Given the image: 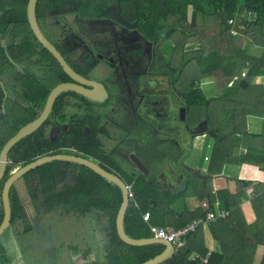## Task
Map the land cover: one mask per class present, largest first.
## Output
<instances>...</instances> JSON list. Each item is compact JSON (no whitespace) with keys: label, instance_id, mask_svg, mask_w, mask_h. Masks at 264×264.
Here are the masks:
<instances>
[{"label":"trees","instance_id":"obj_1","mask_svg":"<svg viewBox=\"0 0 264 264\" xmlns=\"http://www.w3.org/2000/svg\"><path fill=\"white\" fill-rule=\"evenodd\" d=\"M75 1L76 4L72 5L75 7L74 11L58 15L62 23L68 22V24L65 23V29L71 34L81 36L80 28L84 19H105V21L110 19L113 6L118 5L125 17L124 24L128 25V17L129 22H133L136 31L153 45L155 51L150 63L152 68L150 76L168 77V83L181 96L182 105L180 107L187 108L186 121H182V124L192 129L205 122L206 133L216 135L214 138L211 137L215 139V143L212 146L207 175L206 177H192L193 181H187L185 187L177 192L159 191L150 174L145 175L139 171L138 177H131L109 156L113 146L108 145V142L112 139L115 140L117 136L116 133H113L114 131L104 127L106 132L103 137L106 138V142H101L98 137L94 136L85 140L84 126L90 125L95 131V124L98 123V120L91 118L92 116L84 120L81 125L74 126V134L70 137H62L63 142L43 144L41 150H35L31 155L24 156L21 149L25 143L31 141L32 137L23 139L10 151L9 158L14 162L13 167L20 163L25 166L38 156L62 154L61 151L55 149L66 145L71 146L79 152L78 156L96 162L106 171L118 175L131 187L132 196H130L124 220L125 231L131 238L148 239L153 237L149 223L143 219V215L147 212H150L151 218H154L155 215L156 219H160L154 224L170 226L174 229L197 221L200 222V227L197 232L187 237L185 247L174 254L175 259L189 258L195 254L201 258L208 257L210 264L216 262L222 264L228 256L231 258L230 260L245 257L247 261L242 264H251L257 247L264 245V133H252L247 126L249 117L264 120V84H257L255 81L257 77L264 76V0ZM27 3L28 0H21L20 6L17 7L13 15L20 25L24 24V21L27 23ZM62 4L55 0L37 1L36 12L41 26H47L51 11L57 8L71 7V5L63 6ZM230 20H234V25L229 23ZM101 24L99 22L100 26ZM232 31H236L238 36H233ZM32 38L36 40L33 35ZM194 45H197V50H190V47ZM162 46H164L163 49H161ZM19 49L21 52L17 53V57L23 64L37 58L41 64L49 63L55 68L54 77H58V80L51 86H45L44 89H37V84L34 83L35 78L33 80L30 75L26 77L28 82L26 80L24 82L25 85L29 84V90L24 95L13 91L12 96L30 101L38 100L41 97L45 101L52 87L60 82L71 81L58 61L46 49L38 53L32 52L28 38L23 40ZM167 51L172 55L169 60L165 56ZM2 53L4 54V48L0 44V56ZM7 62L11 64L8 59ZM189 67H192V70ZM4 71L2 69L0 76ZM205 79H213L220 92L219 97H207L201 86ZM6 91L8 92V90ZM67 95L81 97L75 92H64L60 97ZM4 97V91L0 85V152L19 127L30 121V118L29 121L21 119L17 113L20 110L16 108V102L12 100L6 102L4 109ZM60 100L56 102L55 113L61 111ZM26 112L32 118L35 116V111L30 107ZM206 133L190 134L186 130L184 153L202 146L201 141ZM243 149L244 151L246 149V153ZM228 164L240 165L242 175L234 178L225 177L223 170ZM251 166L257 175L251 176L248 172L243 177V169ZM11 167L12 165L8 166L6 175L0 182L1 201L3 187L9 178ZM178 168L177 172L183 173L184 177L192 174L181 166ZM69 171L78 173L77 183L74 187H66L59 192L57 190L58 183ZM24 178L28 186L35 179H40L41 182L47 212L41 216L39 225L45 226L48 220L51 222L63 220L70 223L67 220L70 215L75 221L79 217L84 219L85 214L86 216L93 214L91 219L96 215L101 222L102 219H107L111 229L110 239L130 249L127 254H120L118 257L112 253L110 255L112 261L107 264H142L164 251V246L159 244L130 246L119 238L116 217L123 201L122 191L116 184L109 182L86 166L55 161L32 170ZM223 179L227 185L222 189L216 188L215 182L218 183L220 182L218 180ZM188 191L192 192L188 193ZM189 194L208 203L209 211L215 214L220 211L229 213L225 219L217 218L209 223V230L216 239V229L227 224L223 221L228 219V223H232L231 219L235 218L237 213L242 214L243 203L250 201L257 221L253 226L245 228V245L242 246V242L239 241L238 246L240 247L236 252H231L230 245L223 244L217 239L221 247L220 252L209 253L203 247V222L208 211L203 207L201 213L186 211L176 218L171 210V206L176 200ZM31 196L36 198L37 192L32 191ZM153 199L163 202L162 206L164 207L151 208L150 201ZM10 201L12 206L11 224L16 233V225L22 218L24 209L15 186L10 190ZM1 213L0 226L4 218L3 208ZM170 213L172 218L177 220H171ZM59 217H63V219H59ZM233 229L236 230L237 226L235 225ZM31 230L37 232L36 229ZM208 254L210 256H207ZM13 262L11 256L0 249V264H12ZM260 264H264V255Z\"/></svg>","mask_w":264,"mask_h":264},{"label":"flooded vegetation","instance_id":"obj_2","mask_svg":"<svg viewBox=\"0 0 264 264\" xmlns=\"http://www.w3.org/2000/svg\"><path fill=\"white\" fill-rule=\"evenodd\" d=\"M55 1L61 2L58 0ZM71 1H73L74 4H76L75 0H71ZM20 3L21 0H0V44L4 48V54L2 53V55L0 56L1 57L0 74L2 73L1 72L2 69L5 70L4 73L0 76V85L4 86L1 87L5 95L3 99V107L6 102L8 103L12 100L13 102H16V108L19 109L20 110L19 112L22 113L19 114L21 116V119L24 121L28 119L29 121L30 118V121L20 126L18 131L22 127L26 126L27 124L33 122L34 120L40 117L51 92L49 93L45 101L43 100V98L39 97L38 100L36 99L37 101L33 100L35 102L34 103L33 101L25 100L24 98L17 99L16 96L14 97L11 95L13 91H16L24 95V93L28 91L30 87L29 84L25 85L24 82L25 80L26 82H28V79H26V77H29L30 75L33 78V80L35 78L34 83L37 84V89L38 88L44 89L45 86L46 87L47 85L51 86L53 85L54 82H57L58 80V77H54L55 68L49 65V63L41 64L38 62V58H37V59H32L31 61L29 60V62L23 64L17 57V53L21 52L19 47L22 45L23 40H25L26 38L30 40V47L32 49V52L38 53L41 52L43 49H45L35 37L28 20V15H27V23H25L24 21V24L21 23L22 25H20V23L18 24L19 21L14 18L13 16L14 12L17 10V7L20 6ZM28 4H29V0L26 7V14H27ZM64 8H69V7H64ZM72 9H73L72 11H74L75 7L73 6ZM122 12L123 11L119 10L118 5H114L112 8V16L110 17V19H107L106 21L105 19H90V20L84 19L81 28H83V25L86 24L89 26V28H86L84 32L81 31V36L75 35L78 38L84 40L85 42L83 44L84 55L83 56L82 54L78 55V57H76L75 59H73L69 55L73 63L75 64V67L71 64L69 60H67V58L65 57L66 55L63 52H61L59 48V46L61 47V45H59L58 41H55L53 37L51 38L53 34L52 32L53 23L50 22L48 18L47 26L44 25L41 26L37 18L38 24L42 32L46 36V38L58 49V51L62 54L66 62L71 66V68L77 74L82 76L84 79L102 84L106 89L107 95H103L101 101L98 102V101H93L81 94H80L81 97L75 95H67L60 97L61 94L64 92H74V91L62 92L56 98L48 119L39 128H37L35 132H33L31 135L28 136V137L31 136L32 139L30 142L25 143L21 149V152L23 153L24 156H26L27 154L31 155L35 150H41V146L43 144L47 143L48 145H50L53 144L54 142L55 143L63 142L61 139L62 137L65 136L70 137L72 134H74V126L81 125L84 120H86L91 116H92L91 118H93L94 120H98V123L95 124V131L93 127H91L90 125L84 126L83 133L85 140H88L89 137L94 136L96 138L98 137V139L100 140H103L101 142H106V138L104 139L103 137V134L106 132V129H104L105 126L108 130L111 131H114L115 129L118 131L120 130L125 131L126 134L123 137V139H121L119 142H116L115 145H114V139L108 142V145L113 146L111 150L116 149V151L118 150L121 151L122 147L124 149L126 146L129 147L130 145L134 146V144L136 145L138 143L140 144V140L138 138H137L138 140L130 141V143L128 142V144H124V143L121 144L122 142H127L135 138L134 136L132 137V134L129 132L127 126H131V125L139 126L137 120H140L142 125V123L146 124L145 118H147L150 115L162 116V115H169V113H174L180 119V109L182 108L180 107L182 105L181 96L177 94L176 90L169 83L164 84V82L160 79L162 76L159 77L150 76V72L152 69L150 63L154 55L155 49L153 48V45L148 40H146L142 34L136 31L133 22H129L128 17H127L128 25L126 26L124 24L125 17L122 15ZM36 16H37V12H36ZM99 22L102 23L101 26L99 25ZM65 23L68 24L67 21L64 23L60 21V24H62V26L64 27L63 30H66ZM113 27L115 29H113ZM2 30H6V31L3 32ZM88 31H90L91 34L89 35V37H86L88 35ZM32 35L36 38V40H33ZM136 36L140 38L139 39L140 42L143 43L145 42L149 46L148 64L143 69L142 66L144 65V63L143 64H140L138 62L134 63L135 61L134 58L140 57L139 52L136 51V48H133L131 50L129 48L131 46H134L135 44L134 38L136 39ZM37 43H39L42 46L41 49L38 48L37 46H34ZM137 46H139V48L137 49L141 48L140 45ZM86 57H90L89 62L86 61ZM7 59L11 64L7 62ZM130 59H134L133 63L128 62ZM93 65H95L96 68L97 67L100 68L99 75L101 78L98 79L92 78L88 76V74L83 72V71H87V72L92 71ZM13 74L14 77L12 76ZM70 80L71 81H66L63 83H72L73 80L71 78ZM60 84L62 83L60 82L56 86L52 87V90ZM85 87L89 89H93L92 87L89 86H85ZM7 88L10 94H8V92L6 91ZM66 99L68 100L66 101ZM169 99L171 101H169ZM59 100L61 101L62 108L60 107L61 111L55 113L54 111L55 105L57 101L59 102ZM161 103H163V105H161ZM170 103H172V105L174 103V105L173 106L171 105L172 106L171 107L169 106ZM29 107L30 109L35 111V116L33 118L29 115V113L26 114L23 113V111L26 112ZM169 107L171 108V110L167 111ZM69 111H71L72 113H69ZM118 117H121L122 120L119 121ZM44 126H47L48 132L46 133V131L43 130L44 134H42L43 132L42 129ZM54 127L61 128V130L57 134L56 138H52L50 140L49 136ZM190 130L191 129H189L188 132ZM116 139L115 141H117ZM55 150L61 151L62 154L78 156V154L68 152L70 150L76 151L75 149H73L71 146L68 145L64 147H60ZM110 154L111 153H109V156ZM121 154L124 157L129 158V155L131 153L128 154L121 153ZM135 155L138 157L137 154ZM45 156H41V157H45ZM41 157L38 156L35 160ZM19 165L21 166L22 164L20 163ZM71 173L76 174V172L69 171L65 173L62 181H59L58 184L63 183L62 190L58 189L59 186L57 187V190L59 192L63 191L66 187H74L76 185L77 181L74 185L66 184L67 178ZM77 178H78V173H77ZM22 179L26 181L24 177ZM33 182H37L39 185V188L36 191L37 197L33 198L36 204L35 209L39 212L38 210L39 207H37V199L40 195H42L40 194L42 193V186L40 179H35L33 180ZM40 221H41V217H40ZM40 221L37 224L38 227L34 228L37 231L35 233L39 235V238L40 235H42L44 238L45 236L46 238H48V233H52L53 231L49 229L42 230L39 227ZM12 229L10 230L12 231Z\"/></svg>","mask_w":264,"mask_h":264},{"label":"crops","instance_id":"obj_3","mask_svg":"<svg viewBox=\"0 0 264 264\" xmlns=\"http://www.w3.org/2000/svg\"><path fill=\"white\" fill-rule=\"evenodd\" d=\"M252 52V51H251ZM257 84H264V76H259L256 78ZM168 83V82H167ZM166 83V84H167ZM201 86L203 90L205 91L207 97H219L220 92L218 88L216 87L213 79H205L202 81ZM171 114V115H170ZM146 124L149 126L150 129L145 130L143 132V135H140L138 139L140 140V144L137 145L134 144L133 147L126 146L124 149L119 151V154L124 157L121 153H135L138 156L140 153L144 156V158L149 162V164L146 166L149 170L150 175H152L153 180L156 182V187L159 189V191H169V192H177L185 187L187 181H193L194 178L192 177H200L207 175V169L208 165L211 160V154L207 155L205 157V162L207 164L201 162V150L200 148H193L192 150H188L186 153H184V150H186V145L184 143L185 141V133H186V126L185 125H179L178 123H182L177 115L174 113H169V115H162V116H148L145 118ZM119 123V122H118ZM120 124V123H119ZM165 125V126H164ZM248 130L252 133H264V120L249 117L247 121ZM198 130H201L202 132H198ZM190 134H204L206 133V123H201L198 127L192 128L189 131ZM134 135L132 134V137ZM135 137V136H134ZM137 139V140H138ZM211 139V134L206 133L204 135L203 140ZM213 144V143H212ZM212 144H209L208 147L212 150ZM114 151L116 149L111 150L110 158L113 159V161L120 166L128 175H130L133 178H136L139 176V171H137L134 167L128 166L126 163H123V161H118ZM242 151V150H241ZM244 151V149H243ZM246 151V149H245ZM187 154V155H186ZM185 168L186 171L189 173L192 172L191 175H188L184 177L180 174L178 171V167ZM249 170V171H248ZM249 172V173H248ZM239 173L242 175V169L240 165H234V164H228L224 167L223 174L225 177L228 178H234L233 176H238ZM249 174L251 176H256L257 173L255 169L252 168H244L243 169V175ZM180 174V175H179ZM179 175V177H178ZM240 176V175H239ZM77 181V173H71L69 174L66 184L68 185H74ZM220 182L216 183V188L222 189L225 187V180H218ZM24 179H20L16 182L14 185L19 196L21 199V202L23 204V215L22 218L17 223V227H29L28 225H24V222H27L30 219H32L36 212H38L36 209H34L33 205H31V200L28 196L31 197V195L28 194L27 189V183L25 184ZM155 187V188H156ZM192 191H188L190 193ZM186 195L184 197H180L178 200H176L173 205L171 206V210L173 211L176 218H178L180 215L188 211L189 213H201L203 212V203L205 201L200 200L196 196H190ZM29 199V200H28ZM163 202H160L159 200L153 199L150 201L151 208H157L158 206H162ZM3 208L2 201L0 200V217H1V210ZM150 213V212H149ZM241 213H237V216L235 215V218H232V223H228V219L224 220L223 222L227 223L225 225L220 226L216 229V235L217 239L221 241V243H225L226 245H229V242L233 240L232 237H230L233 227L236 225L237 229L239 228V241H241V245L244 246V239H245V231L248 226H253L257 221V216L254 211V209L251 207V202H245L243 203L241 207ZM153 214V212H152ZM42 215V213L40 214ZM99 215V214H98ZM154 215V214H153ZM171 220H177L175 218H172L171 213L169 214ZM178 216V217H177ZM93 222L85 223L83 221L82 225L85 223L86 227L84 229V232H86L87 240H89L90 245L85 244L86 246L98 247L102 248L106 245H111L109 247L108 253L112 252L114 254L118 253V249L123 250L121 254H127L130 249L124 245H120L119 243L112 241L110 239V232L111 229L108 225L107 219H102V222L100 221L98 216H94ZM160 221V219H156V216L154 215V218H150V221L147 222L151 225H155L158 227H163L167 229H174L172 227H164L159 224H154L156 221ZM146 222V221H145ZM235 222V224H234ZM66 226V225H65ZM67 228V227H66ZM82 228V226H80ZM70 229L67 228L65 231H69ZM13 229L6 231L3 235L0 236V249L4 250L6 254H9L11 256L12 260L14 261V257L12 255V250H10L11 246L14 247L17 244V240H15ZM154 238V237H152ZM216 238L213 237L211 231L209 230V227H204V243L203 247H205L209 253H216L220 252V244ZM111 240V241H110ZM240 244V243H239ZM222 245V244H221ZM117 247V249L115 248ZM240 246H237L235 249H233L231 252H236L237 248ZM87 250L90 248H86ZM94 252H91L88 250L84 255L85 259H89L91 261H94L91 264H96L95 262L97 259L95 257H100L98 250L96 248L93 249ZM165 250V247H164ZM176 254V253H175ZM82 255V254H81ZM264 255V245H260L257 247L255 256L252 259L251 264H260L262 257ZM207 256H210L208 254ZM197 255L193 254L189 258H181L180 260H177L174 258V256L169 259L167 262L163 264H204L199 259H197ZM3 258V257H2ZM85 259L83 257V263H85ZM231 258L228 256L222 264H242L243 262L247 261V258H236L233 260H230ZM79 261V260H78ZM249 261V260H248ZM81 264V263H78ZM101 264H107V262H102ZM210 264V263H207ZM214 264V263H213ZM215 264H218L216 262Z\"/></svg>","mask_w":264,"mask_h":264},{"label":"rangeland","instance_id":"obj_4","mask_svg":"<svg viewBox=\"0 0 264 264\" xmlns=\"http://www.w3.org/2000/svg\"><path fill=\"white\" fill-rule=\"evenodd\" d=\"M58 1L63 2V4H62L63 6L71 5V7H69V8H64V7L63 8H57V9H55L49 13V21L53 23L52 24L53 25V30H52L53 34H52L51 38L53 37V39L55 41H58L59 45H61V47L59 46L61 52H63L66 55L65 57L67 58V60H69L71 62V64L75 67V64L73 63L70 56L73 59H75L76 57H78V55H81V54L83 56L84 55L83 54L84 53L83 44L85 42H84V40L75 36V34H71L67 29L63 30L64 27L62 26V24H60V20L58 18L59 14L68 13V12L72 11L73 10L72 5H74V2L71 0H58ZM66 2H69V3H66ZM93 27H95V26H93ZM86 28H89V26L87 24L83 25V28L80 29V32L81 31L84 32V30H86ZM113 29H115V28L113 27ZM107 33H108V31H107ZM90 34H91V32L88 31V35L86 37H89ZM139 39L140 38L136 36V39L134 38L135 44L132 43V44H134V46H131L129 48H130V50L133 48H136V51L139 52L140 57L134 58L135 61H134V59H130L128 62L133 63V61H134V63H137V62L140 64L144 63V65L142 66V69H143L148 64L149 46L145 42L144 43L140 42ZM137 45H140L141 48L137 49V48H139V46H137ZM34 46H37L40 49L42 48V46L39 43L35 44ZM163 48H164V46L161 47V49H163ZM190 50H197V45L190 47ZM169 51H167V53L165 55L168 60L172 56L171 52H169ZM86 61L89 62L90 57H86ZM189 69L192 70V67L191 68L189 67ZM99 70H100L99 67L96 68V66L93 65L92 71H89V72L83 71V72L88 74V76H90L92 78L98 79V78H101L99 75L100 74ZM12 76L14 77V74ZM160 79L164 82V84L167 83L169 80L168 77H166V76H162ZM10 80H12V79H10ZM1 86H3V85H1ZM7 90H8V88H7ZM8 94H10L9 90H8ZM67 100L68 99H66V101ZM169 101H171V100L169 99ZM161 105H163V103H161ZM171 105H172V103H170L169 106H171ZM173 105H174V103H173ZM5 107H6V103L4 105V109H5ZM69 107H71V106H69ZM170 110H171V108L169 107L167 109V111H170ZM17 113L22 114L19 111ZM23 113H27V112L23 111ZM69 113H72V112L69 111ZM118 120L121 121L122 120L121 117H118ZM137 122L139 123V126H134V125L127 126V128L129 129V132L131 134H133L135 136V138L132 140H129L127 142H122L121 144H123V143L128 144V142L130 143V141H136L140 135H143V132L145 130L150 129L147 124L142 123V125H141L140 120H137ZM178 124L183 125L182 123H178ZM43 130L46 131V133H47L48 132L47 126H44L42 131ZM60 130H61V128L54 127L50 133L49 139L51 140L52 138H56V136L60 132ZM44 131L42 132V134H44ZM113 133H116V135H117L116 136L117 141L114 140V143L119 142L121 139H123V137L126 134L124 130L118 131L116 129L114 130ZM101 141H103V140H101ZM201 143H202L203 147L199 146V145H197V146H199V148L202 147L201 162L206 165L207 162H205V157L207 155L211 154V148L208 147V145L212 144V143L214 144L215 139H213V138L208 139V140L206 139V140L201 141ZM130 146L133 147L132 145H130ZM121 149H123V147ZM68 152L79 154L78 151L76 152L73 150H70ZM244 152L246 153V151H244ZM114 154H115L118 161H123V163H126L128 166L135 168V165L129 160V158L122 157L119 154V151H114ZM138 157L146 166L149 164V162L144 158V156L141 153ZM9 164L12 165V167H11L12 170L10 173L17 170L19 167L23 166V165H21V166L18 165V166L13 167L14 162L11 160V158H9ZM239 175H241V174L239 173ZM238 176H233V177H238ZM243 177H245V175H243ZM30 184H31L30 186L26 185L29 195H31L32 191H37V189L39 188V185L37 182L31 181ZM225 185H227V182H225ZM58 186H59L58 189L62 190L63 183L58 184ZM40 194H42V195H40L37 199V207H39V209H38L39 212H36V215L28 221V224H26L27 222H24L25 223L24 225H28L29 227L25 226V228L24 227L18 228L16 226V233H15V231L13 232L15 240H17V244L15 247L12 245L10 248V250H12L13 257L15 258L14 262L12 264H78V263L91 264L94 261H91L89 259H85L84 254L88 250H90L91 252H94V250H93L94 248H96L98 250V253L100 256L98 258L95 257L97 259L95 261V262H97L96 264H101L102 262H105V261L106 262L112 261V258L110 257L112 252L108 253L109 247L111 245L110 246L106 245L102 248H98V247L91 248L90 246H92V245H90L91 243H89V240H87V236H86L87 233L84 232V229L86 227H83V226H86L85 223L91 224L93 222V220L91 219V216L93 214H89L90 217L86 216V214H85V216H83L84 219L83 218L81 219V217H79V219L77 221H75L74 218L71 217L72 215H70L67 218V220L70 223L65 222L63 220L52 221V222L50 220H48V222H46L45 226L39 225V227L43 230L49 229V230L53 231L54 233L53 232L48 233V238H46V236L44 238L42 235H40V238H39V235H37L35 233V231H33L31 229L38 227L37 224L40 221V217L45 215V213L47 212L45 210V204L43 203L44 202L43 193H40ZM28 197L31 200V203H32L31 205H33V207L35 209L36 204H35L32 196L31 197L28 196ZM206 204L208 207L209 206L208 203H206ZM40 212L42 213V215H40ZM63 213H64V210H63ZM59 219H63V217H59ZM81 220H84V222H85L83 225H82L83 222L77 223L78 221H81ZM80 226H82V228H80ZM66 227L69 228L70 230L65 231V229H67ZM24 232H27V233H24ZM230 237H232L233 240L229 242V245H230L231 249L233 250L239 245V239H240L239 228L232 231ZM85 244H88L90 246H86ZM86 248H90V249L87 250ZM115 248L117 249V247H115ZM122 252H124V251L121 249H118V253L116 254V257H118ZM113 255H114V253H113ZM83 257L85 259V263H83Z\"/></svg>","mask_w":264,"mask_h":264},{"label":"water","instance_id":"obj_5","mask_svg":"<svg viewBox=\"0 0 264 264\" xmlns=\"http://www.w3.org/2000/svg\"><path fill=\"white\" fill-rule=\"evenodd\" d=\"M38 0H29L28 8H27V15L28 20L31 26V29L37 38L38 42L49 52L51 55L58 61L64 72L73 80L72 83H62L55 87L47 100L45 108L40 115V117L33 122L27 124L26 126L22 127L3 147L0 152V182L6 175V171L9 166V154L12 148L19 143L24 138L31 135L33 132L36 131L49 117L51 110L53 108L54 102L56 98L64 91H74L78 94H81L93 101H101L103 95H107L106 89L104 86L97 82H92L84 79L82 76L77 74L71 66L66 62L62 54L58 51V49L46 38L44 33L42 32L36 16V5ZM85 86L92 87L93 89L86 88ZM6 93V92H5ZM186 107H182L180 109V120L186 121ZM189 130V127H186ZM88 132V131H87ZM198 132H202L198 130ZM211 137H216L215 134H211ZM129 160L135 165L136 169L143 174H148L149 170L144 165V163L134 154L131 153L129 155ZM55 161H65V162H72L79 165H84L87 168L91 169L98 175L102 176L106 180L111 183L116 184L122 191L123 201L121 207L118 211L116 217V229L119 238L127 245L130 246H143L149 244H159L165 247V250L158 256L154 257L151 260H148L142 264H163L171 259L174 254V247L171 243L159 240L156 238H148V239H133L127 235L125 228H124V220L127 208L130 202V190L128 185L116 174L110 173L102 168L96 162H93L89 159L83 158L81 156L76 155H69V154H57V155H50L38 158L37 160L18 168L17 170L10 173L9 178L4 184L3 191H2V203L4 209V218L3 222L0 226V236L3 235L7 230L12 229V206L10 201V190L16 184L17 181L22 179L26 174L31 172L32 170Z\"/></svg>","mask_w":264,"mask_h":264},{"label":"built area","instance_id":"obj_6","mask_svg":"<svg viewBox=\"0 0 264 264\" xmlns=\"http://www.w3.org/2000/svg\"><path fill=\"white\" fill-rule=\"evenodd\" d=\"M229 23L231 25H234L235 22L234 20H230ZM232 35L238 36V33L236 31H232ZM128 187L130 190V196H132L131 187L130 186ZM203 207H205V209L208 211L206 219L203 222V226L205 227H208L209 223L213 221L214 219H217V218L225 219L229 215V213L226 211H220L217 214H215L212 211H209L210 207L209 206L207 207L206 203L203 204ZM150 218L151 217H150L149 212L143 215V219L146 222H149ZM199 227H200V222H197V221H193L191 224L185 227L179 228V229H167V228L158 227V226L149 224V229L153 237L156 239L164 240V241L171 243L172 246L174 247L175 253H178L180 250H182L185 247L186 242H187V237L190 234L197 232ZM197 259H199L204 264L208 263V257L206 258L198 257Z\"/></svg>","mask_w":264,"mask_h":264}]
</instances>
